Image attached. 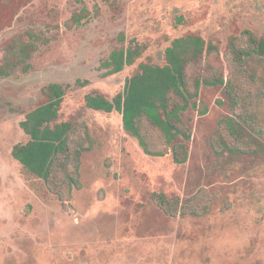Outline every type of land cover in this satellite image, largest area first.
I'll list each match as a JSON object with an SVG mask.
<instances>
[{
	"label": "rangeland",
	"instance_id": "rangeland-1",
	"mask_svg": "<svg viewBox=\"0 0 264 264\" xmlns=\"http://www.w3.org/2000/svg\"><path fill=\"white\" fill-rule=\"evenodd\" d=\"M248 32L264 37V0H0V70L15 39L36 46L28 74L0 76V264H264V135L245 124L241 139L229 135L235 114L224 86L202 87L206 115L182 113L190 141L167 147L144 122L163 157L145 154L118 112L87 106L89 96L112 101L142 64L165 66L172 42L195 35L219 53L190 77L233 78L246 102L238 112H256L264 129V59L248 61L253 81L228 48ZM129 48L140 50L134 65L104 77L111 53ZM51 84L66 89L59 122L75 127L72 148H89L70 195L61 179L58 196L12 155L30 141L20 123ZM222 139L247 153L230 154ZM174 144L187 148L184 164L174 162ZM154 193L199 216H168Z\"/></svg>",
	"mask_w": 264,
	"mask_h": 264
},
{
	"label": "trees",
	"instance_id": "trees-1",
	"mask_svg": "<svg viewBox=\"0 0 264 264\" xmlns=\"http://www.w3.org/2000/svg\"><path fill=\"white\" fill-rule=\"evenodd\" d=\"M244 45L239 39L232 38L228 44L235 63L237 73L249 72L248 61L252 58L264 59V37L257 39L251 33ZM36 46L27 45L19 38L15 39L8 48L5 64L0 70L1 77H11L21 68L24 74L31 69L30 60ZM218 48L207 43L203 38L187 35L174 40L166 50V65L142 64L141 72L130 77L112 101L103 97L87 98V106L106 113L118 112L122 116L123 128L139 143L144 153L150 156L163 157L165 153L154 152L144 133V122L158 130L170 147L178 138L185 141L192 139L191 130L184 124L182 113L193 109L199 115L208 113L207 106L200 100L202 87L224 86L232 107L234 120L227 121L229 135L241 139L240 127L245 124L264 135V129L258 121L256 112L253 114L239 113L245 105L240 86L230 76L217 70L212 74H199L190 77L191 67L200 66L204 58L216 54ZM140 56V50L121 49L110 55V60L104 63L106 73L104 77H111L122 73L127 67L135 63ZM231 75V74H230ZM254 81L255 75L249 74ZM80 83V82H79ZM82 87L86 83H81ZM66 96V89L59 84H51L45 92V102L29 112L20 123L23 132L30 138L27 144L14 147V159L30 174L42 180L48 189L60 196L56 191V180L68 187L69 195L75 189H80V166L83 154L89 148L79 146L72 148L71 137L75 134V127L69 122H59L61 108ZM257 103V102H256ZM233 144V143H232ZM222 139L221 146L232 155H242L247 152L233 146ZM172 156L176 164H184L188 160V150L184 145L174 144ZM70 169V170H69ZM1 181V179H0ZM152 200L155 205L168 216H199L186 205L168 200L163 194L154 193Z\"/></svg>",
	"mask_w": 264,
	"mask_h": 264
}]
</instances>
